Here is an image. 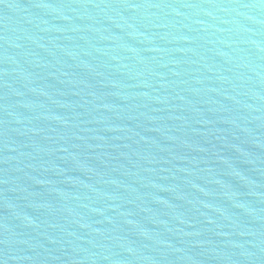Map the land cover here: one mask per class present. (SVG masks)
Segmentation results:
<instances>
[{"label": "water", "instance_id": "water-1", "mask_svg": "<svg viewBox=\"0 0 264 264\" xmlns=\"http://www.w3.org/2000/svg\"><path fill=\"white\" fill-rule=\"evenodd\" d=\"M0 264H264V0H0Z\"/></svg>", "mask_w": 264, "mask_h": 264}]
</instances>
